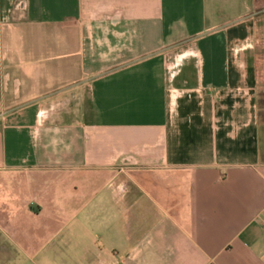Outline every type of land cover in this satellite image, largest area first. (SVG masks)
<instances>
[{
	"label": "crops",
	"instance_id": "1",
	"mask_svg": "<svg viewBox=\"0 0 264 264\" xmlns=\"http://www.w3.org/2000/svg\"><path fill=\"white\" fill-rule=\"evenodd\" d=\"M263 17L0 0V264H264Z\"/></svg>",
	"mask_w": 264,
	"mask_h": 264
},
{
	"label": "rangeland",
	"instance_id": "2",
	"mask_svg": "<svg viewBox=\"0 0 264 264\" xmlns=\"http://www.w3.org/2000/svg\"><path fill=\"white\" fill-rule=\"evenodd\" d=\"M263 25H264V17H263ZM261 36L263 38L262 44L259 48L256 50V57L259 64H257L258 68V76H259V92L261 94H264V32L261 33ZM262 107L260 108L259 117L264 122V103L262 102ZM72 245H75L76 241L73 239L69 240Z\"/></svg>",
	"mask_w": 264,
	"mask_h": 264
},
{
	"label": "trees",
	"instance_id": "3",
	"mask_svg": "<svg viewBox=\"0 0 264 264\" xmlns=\"http://www.w3.org/2000/svg\"><path fill=\"white\" fill-rule=\"evenodd\" d=\"M262 102L264 103V94H261L259 92V94H258V109H259V112H260V108L262 107L261 106L262 105Z\"/></svg>",
	"mask_w": 264,
	"mask_h": 264
}]
</instances>
